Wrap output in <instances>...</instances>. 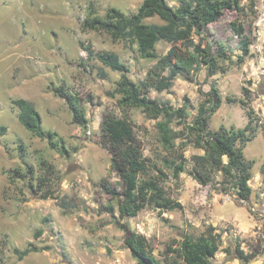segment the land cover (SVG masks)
<instances>
[{
	"label": "rangeland",
	"instance_id": "1",
	"mask_svg": "<svg viewBox=\"0 0 264 264\" xmlns=\"http://www.w3.org/2000/svg\"><path fill=\"white\" fill-rule=\"evenodd\" d=\"M177 7L180 0H166ZM142 0H0V264H138L125 243L127 232L144 234L155 256L171 261L185 233L200 235L209 225L222 233V245L213 264H264V0H243V10H226L208 26V36L227 46L233 61L223 71L208 77L204 66L193 79L179 76L164 91L154 88L149 95L175 108L188 104L189 121L215 83L221 106L209 118V128L245 129L248 140L239 142L251 161L250 198L241 200L229 184L221 185V172L209 185L192 174L193 154L203 148L190 143L185 151L187 171L179 180L164 166V159L176 154L162 142L157 122L144 109L119 105L115 97L121 73L90 57L95 51H114L129 66L130 77L141 82L156 70L157 58H144L136 44L115 41L104 30L85 28L86 17H105L111 7L127 14L137 12ZM147 23H162L159 16ZM238 22L250 40V55L243 64L235 62L242 53L241 37L233 29ZM171 44L159 42L158 55ZM158 70V69H157ZM166 73V72H165ZM53 87V88H50ZM62 87L79 98L88 125L73 122L67 100L53 89ZM32 101L42 117V128L63 139L53 148L26 129L18 118L13 100ZM127 114L144 155L152 168L150 176L163 169L167 195L182 208L167 210L149 205L137 216L120 218L122 194L119 171L112 166V148L103 136L104 116ZM171 126L184 129L178 120ZM5 127V132L2 128ZM60 141V140H59ZM182 141L176 140V144ZM227 161V157L224 158ZM147 177V175H145ZM110 207L114 212L110 211ZM38 250L20 258L15 249ZM251 255L239 257L237 248Z\"/></svg>",
	"mask_w": 264,
	"mask_h": 264
},
{
	"label": "trees",
	"instance_id": "2",
	"mask_svg": "<svg viewBox=\"0 0 264 264\" xmlns=\"http://www.w3.org/2000/svg\"><path fill=\"white\" fill-rule=\"evenodd\" d=\"M243 0H180L177 7L171 6L166 0H142L137 12L127 14L122 10L111 7L105 17L93 15L84 20L85 28L104 30L110 33L115 41L124 40L131 45L136 44L144 58H157L156 70L143 81L136 82L130 77L129 66L114 51H95L91 45L86 47L89 56L99 60L104 66L120 72L121 76L112 96L120 95L119 105L123 109L139 107L144 109L150 118L164 119L157 122V127L163 144L176 155L165 158L163 163L172 171V177L179 180L180 175L187 171L189 159L185 151L190 143L203 148L204 154L191 156L192 174L202 185H209L218 172L223 175L221 185L234 188L238 198H250L252 187L249 181L252 177L251 161L246 160L244 149L239 142L248 140L245 129L222 128L213 131L209 128V118L221 106L222 97L215 83L205 93L206 99L198 108L197 116L188 122V104L175 108L168 102H160L149 95V90L158 91L169 89L181 75L189 80L193 73L204 66L208 77L223 71V64L233 61L231 53L224 42H213L208 36V26L224 15L226 10H243ZM159 15L164 22L147 23L146 18ZM233 29L240 39L242 53L235 61L243 64L250 53V40L244 36V27L234 22ZM171 44L164 55H158L157 44ZM166 72V73H165ZM53 88V87H50ZM59 96L65 98L73 112V122L81 126L88 125V118L78 97L66 93L62 87L53 89ZM19 109L18 118L21 124L33 134L42 139H48L55 148L61 142L60 152L68 154L63 139L55 140L56 132L45 131L42 128V117L32 101L25 98L13 100ZM178 120L184 123V129H174L171 124ZM103 136L112 148V166L119 171L123 184L122 194L110 189L113 197L119 199L120 218L134 217L144 208L153 205L156 208L174 210L182 208V203L167 195L163 181L168 174L160 169L150 176L152 165L140 148L135 131V125L127 114L117 116L108 113L102 122ZM6 128H2L5 132ZM182 141L176 144V140ZM227 157V161H225ZM264 174V164L262 166ZM147 175V177H145ZM113 213L112 207L109 208ZM127 232L125 243L138 264H213L222 245V233L217 232L214 225H209L206 231L198 236L185 233L177 247H170L175 253L174 258L166 263L159 260L150 248L148 238L137 231ZM35 246L24 250L15 249L20 258L33 251ZM240 258L248 260L251 255L237 248Z\"/></svg>",
	"mask_w": 264,
	"mask_h": 264
}]
</instances>
